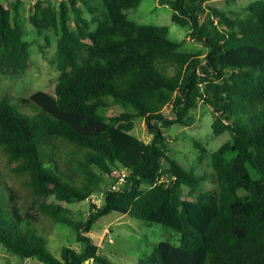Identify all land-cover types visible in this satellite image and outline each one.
<instances>
[{
  "label": "trees",
  "instance_id": "16d2710c",
  "mask_svg": "<svg viewBox=\"0 0 264 264\" xmlns=\"http://www.w3.org/2000/svg\"><path fill=\"white\" fill-rule=\"evenodd\" d=\"M141 1L97 0L100 14L90 20L84 0H38L30 9L36 32L56 37L57 76L52 93L0 96V245L41 264H113L84 235L115 212L179 234V245L160 242L137 264H264V0L233 18L210 0H161L205 53L182 52L166 28L128 19L125 11ZM22 5L0 0V78L30 68ZM200 101L214 112L212 134L230 138L212 153L210 172L198 175L169 156L162 129L190 126ZM110 105L132 112L107 116ZM167 106L174 118L162 114ZM136 118L148 143L132 134ZM113 169L128 173L124 189H110ZM98 192L84 219L63 205ZM42 216L71 228L77 244L54 256Z\"/></svg>",
  "mask_w": 264,
  "mask_h": 264
},
{
  "label": "rangeland",
  "instance_id": "374dc122",
  "mask_svg": "<svg viewBox=\"0 0 264 264\" xmlns=\"http://www.w3.org/2000/svg\"><path fill=\"white\" fill-rule=\"evenodd\" d=\"M56 6L61 0H48ZM79 6L83 11V17L90 20L91 17L99 16V6L97 0H84ZM254 0H237L233 4H227L226 0H210L208 6L217 7L229 13V17H234L232 13L242 14L248 4ZM29 0H23L20 10V23L22 26L24 39L28 43L30 53V68L24 75L15 78H0V96H7L12 100L27 98L37 91L52 93L56 83L57 71L53 64V55L56 47V37L53 35L45 39V35H39L30 25ZM91 10V12H90ZM128 19L138 25L151 27H164L167 37L174 42L181 44L180 50L187 53H205V49L189 36L187 27L173 24L170 20L172 11L167 2L161 0H142L136 8L125 11ZM73 28V22H70ZM124 111L132 112L120 106L110 105L106 110V115L118 116ZM162 114L167 118H174V113L170 106L163 109ZM192 124L188 127L172 125L162 129L170 149L169 156L182 163L187 168L195 169V173L200 175L210 172L211 155L222 144L229 140L228 134L214 136L211 124L214 120L213 110L202 101L197 103V107L189 112ZM132 134L138 139L148 143L151 136L148 134L144 121L140 118L134 120ZM195 143L204 147L205 153L202 155ZM202 158V159H201ZM201 159V160H199ZM70 160V158H69ZM6 183L10 184V178L4 172ZM213 186L210 180L203 183V189H210ZM196 194V193H195ZM27 195L21 191L20 198ZM188 195V190H184V196ZM103 193H95L92 197L83 202L63 204L78 215L86 218L92 211L91 205H98ZM29 197V196H28ZM30 201L38 204L40 199L29 197ZM40 226L45 229L44 235L47 237V249L56 257L60 254L61 246L73 247L77 243L74 232L64 225H55L46 217H41ZM34 227L31 226V229ZM43 239L44 236L37 234ZM91 242L98 247V255L104 257L113 264H137L140 259L150 255L154 247L160 242H167L172 245H179V234L172 229L155 223H147L136 220L128 215H120L112 212L99 217L91 224L89 233L86 235ZM46 241V240H45ZM0 264H41L33 258L22 259L9 252L0 245ZM86 264H94L88 261Z\"/></svg>",
  "mask_w": 264,
  "mask_h": 264
},
{
  "label": "built area",
  "instance_id": "2783aa9c",
  "mask_svg": "<svg viewBox=\"0 0 264 264\" xmlns=\"http://www.w3.org/2000/svg\"><path fill=\"white\" fill-rule=\"evenodd\" d=\"M37 1L38 0H29L30 7L32 8ZM127 177L128 173L124 169H113L111 172V179L113 182L110 186V189L113 191L124 189Z\"/></svg>",
  "mask_w": 264,
  "mask_h": 264
},
{
  "label": "water",
  "instance_id": "95a60500",
  "mask_svg": "<svg viewBox=\"0 0 264 264\" xmlns=\"http://www.w3.org/2000/svg\"><path fill=\"white\" fill-rule=\"evenodd\" d=\"M88 261H86L84 264H86Z\"/></svg>",
  "mask_w": 264,
  "mask_h": 264
}]
</instances>
